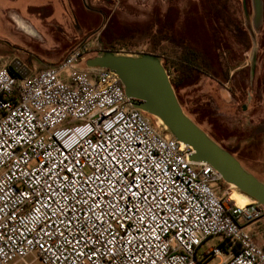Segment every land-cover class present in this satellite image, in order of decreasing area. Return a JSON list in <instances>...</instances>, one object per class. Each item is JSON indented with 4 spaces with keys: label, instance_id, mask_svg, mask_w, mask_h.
Listing matches in <instances>:
<instances>
[{
    "label": "built area",
    "instance_id": "obj_1",
    "mask_svg": "<svg viewBox=\"0 0 264 264\" xmlns=\"http://www.w3.org/2000/svg\"><path fill=\"white\" fill-rule=\"evenodd\" d=\"M95 50L24 78L0 60V264H207L222 244L217 264H264L247 229L264 206L219 194L221 173L89 66Z\"/></svg>",
    "mask_w": 264,
    "mask_h": 264
},
{
    "label": "rangeland",
    "instance_id": "obj_2",
    "mask_svg": "<svg viewBox=\"0 0 264 264\" xmlns=\"http://www.w3.org/2000/svg\"><path fill=\"white\" fill-rule=\"evenodd\" d=\"M246 6L247 12L244 0H0V60L14 56L37 73L76 47L94 46V56L110 45L132 54L156 52L177 77L186 47L202 51L229 77L184 75L176 89L180 102L264 181V0L259 17L255 0ZM216 243L211 238L198 255Z\"/></svg>",
    "mask_w": 264,
    "mask_h": 264
},
{
    "label": "water",
    "instance_id": "obj_3",
    "mask_svg": "<svg viewBox=\"0 0 264 264\" xmlns=\"http://www.w3.org/2000/svg\"><path fill=\"white\" fill-rule=\"evenodd\" d=\"M255 5L259 16L261 0H255ZM244 9L247 12L246 0ZM87 64L106 67L117 73L132 105L157 120L161 119L169 134L190 146L194 150L191 160L211 163L221 173L225 183L253 198L254 203L249 209L264 206V181L186 113L160 55L104 49L88 59ZM10 67L23 78L31 72L17 58L10 63Z\"/></svg>",
    "mask_w": 264,
    "mask_h": 264
},
{
    "label": "trees",
    "instance_id": "obj_4",
    "mask_svg": "<svg viewBox=\"0 0 264 264\" xmlns=\"http://www.w3.org/2000/svg\"><path fill=\"white\" fill-rule=\"evenodd\" d=\"M110 47L111 46L108 45L105 48L106 49H110ZM226 49H227V47H226ZM229 51L230 50H228V53H229ZM152 53H156V52H152ZM156 54H158V53H156ZM158 55H160V54H158ZM178 62H179V65L181 66L180 71H183V72H182V74H179L176 77V76L173 75L172 65H170V63L166 59L164 61V65H165V67H166V69H167V71H168V73H169V75L171 77V81H172L175 89H177L178 86H181V84L185 83L184 75H185V78L186 77L192 78L194 72L195 73L196 72H199V73L201 72V73H204L206 75H210V76H212L213 78H216V79H218L219 75H221V74L224 75V73H225L224 77L226 79H228V77H229V74L226 71H224V69L222 68L220 63L214 62L206 54H204L202 51H197V50L191 48L190 46L186 47L185 54L181 57V60H179ZM194 68L197 69V70L193 71ZM13 71L15 73H17L15 70H13ZM186 72H188V74ZM222 146L225 147L227 150H229L230 152H232L236 156L235 152L233 150H231L229 147H227L225 145H222ZM237 158L241 161V159L239 157H237ZM254 174H256V173H254Z\"/></svg>",
    "mask_w": 264,
    "mask_h": 264
},
{
    "label": "crops",
    "instance_id": "obj_5",
    "mask_svg": "<svg viewBox=\"0 0 264 264\" xmlns=\"http://www.w3.org/2000/svg\"><path fill=\"white\" fill-rule=\"evenodd\" d=\"M14 59H15L14 56L8 55V56L4 57L2 60L6 61L8 64H10ZM33 74H35V73H33L32 70H31L29 75H33ZM241 162L243 163V161H241ZM247 229L250 230L254 234V237H255L256 241L260 245H262L264 247V215L261 218H259L254 224L247 225ZM211 238H213V237H211ZM211 238H208L204 243H206ZM217 238H218V243L213 245L209 249V251L213 247L218 246L219 244H221L222 239L220 237H217ZM222 246L224 248L223 254H220L218 256L213 257L212 259H210L207 262V264H217L219 261H222V260H224V259L229 257L230 253H229L228 247H225L224 244H222ZM13 264H43V263L41 262V260L38 258V256L36 254H30L25 259H18L16 261H14Z\"/></svg>",
    "mask_w": 264,
    "mask_h": 264
},
{
    "label": "clouds",
    "instance_id": "obj_6",
    "mask_svg": "<svg viewBox=\"0 0 264 264\" xmlns=\"http://www.w3.org/2000/svg\"><path fill=\"white\" fill-rule=\"evenodd\" d=\"M233 199L235 200L236 206L241 210L249 203V197L239 189H233Z\"/></svg>",
    "mask_w": 264,
    "mask_h": 264
},
{
    "label": "flooded vegetation",
    "instance_id": "obj_7",
    "mask_svg": "<svg viewBox=\"0 0 264 264\" xmlns=\"http://www.w3.org/2000/svg\"><path fill=\"white\" fill-rule=\"evenodd\" d=\"M257 14V13H256ZM223 17L225 18V19H228L229 20V16L227 15V14H224L223 15ZM257 17H259L258 15H257ZM231 50V49H230ZM230 54L232 55L230 58H232V57H235V55H234V52H233V50H231L230 51ZM237 60L240 62L242 59L241 58H237ZM179 97V96H178ZM180 99V98H179Z\"/></svg>",
    "mask_w": 264,
    "mask_h": 264
},
{
    "label": "bare ground",
    "instance_id": "obj_8",
    "mask_svg": "<svg viewBox=\"0 0 264 264\" xmlns=\"http://www.w3.org/2000/svg\"><path fill=\"white\" fill-rule=\"evenodd\" d=\"M159 120V122L161 123V124H163V122H162V120L161 119H158ZM232 199H233V196H232Z\"/></svg>",
    "mask_w": 264,
    "mask_h": 264
}]
</instances>
